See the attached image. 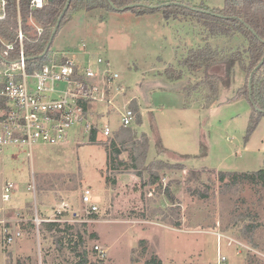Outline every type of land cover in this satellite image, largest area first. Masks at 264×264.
Masks as SVG:
<instances>
[{
	"label": "rangeland",
	"instance_id": "obj_1",
	"mask_svg": "<svg viewBox=\"0 0 264 264\" xmlns=\"http://www.w3.org/2000/svg\"><path fill=\"white\" fill-rule=\"evenodd\" d=\"M56 34L50 56L79 53L85 43L87 51L107 59L119 74L117 84L125 92L113 103L120 113L134 101L133 137L124 144L115 140L121 127L114 115L109 137L90 141L74 127L64 143L35 144L31 158L16 148L0 151V264H74L78 257L64 244V232L74 242L82 234L81 247L89 258L105 264H144L151 258L161 264H219L222 256L226 264H264V186L218 178L219 171L242 173L264 166V115L248 133L252 108L245 97L234 98L246 71L237 64L229 86L218 84L214 97L203 68L189 71L180 64L191 48L210 43L228 51L245 46L244 38H211L196 16L165 18L161 8L143 14L82 8L72 11ZM7 181L16 188L4 199L1 189ZM85 188L100 198L94 217L81 203ZM61 201L69 211L57 217ZM35 217L41 220L38 225ZM43 221L59 226L46 229ZM65 223L73 225L71 231L64 230ZM9 234L15 236L6 242Z\"/></svg>",
	"mask_w": 264,
	"mask_h": 264
},
{
	"label": "trees",
	"instance_id": "obj_2",
	"mask_svg": "<svg viewBox=\"0 0 264 264\" xmlns=\"http://www.w3.org/2000/svg\"><path fill=\"white\" fill-rule=\"evenodd\" d=\"M29 1L9 0L7 4L6 16L0 20V62L15 61L19 58V42L16 37L18 21H20L21 29L24 33L22 50L25 56L26 70L27 72H32L41 68L49 58L51 44L47 53L44 56L40 55L43 53L51 37L52 30L67 0H45V4L41 8L36 9L30 8ZM110 1L118 8L129 4L141 3V5H135L129 8L138 14L153 13L161 8L165 18H176L180 15L196 16V20L201 22L211 38L218 36L233 38L236 34L241 35L246 41L245 46L243 45L238 47V49H228L226 51L213 47L210 43H205L204 45L196 46V48H191L180 64L185 65L189 71H197L203 68L204 78L207 84L211 86L210 90L214 94V97H216L215 95L219 89L218 84L222 88L229 86L232 69L237 64L242 70L246 71L245 84L240 88L234 98L245 97L249 102L252 113L249 116L247 131L250 133L253 130L259 117L264 115V61L252 73L264 55V0H224L222 7H210L204 3L198 5L176 4L172 0H163L148 4L144 3V0H71L55 34L58 33L60 27L67 21L72 11L82 8L92 9L95 7H108L109 9H113L109 3ZM166 2H170V4H166ZM29 19H32V23L28 22ZM34 26L42 29L40 34L37 33ZM7 43H13L14 48L8 56H3V48ZM212 68L214 70L213 72L211 71ZM251 73V87L249 89L248 79ZM177 78L179 79L181 76L178 75ZM133 104L134 101H131L129 106L135 111L136 109ZM120 127V131L115 133V140L119 141L120 144H124L130 138L132 139L133 135H131L130 126ZM88 137L90 141H95L96 133L92 131ZM116 141L111 142L114 148H116ZM200 147L204 148L201 152L202 155H205L206 147L204 145H200ZM115 151L118 154L120 149L117 148ZM227 176L231 178L230 181L232 183H235L239 179H244L254 183L260 182L264 186V166L251 172H218V178L221 181ZM27 207L30 210L29 206ZM61 215L63 213L59 216ZM90 216L94 217L93 214ZM41 224L46 229L59 226L56 221H43ZM72 226V224L65 223L64 230L70 228L71 231ZM77 234L79 233L77 232ZM63 236H66L65 238L63 237L66 243L62 242L61 239H57V241L60 245H63V243L67 244V246L71 245L72 252L78 257L74 264H105L103 259L99 257L94 260L89 258L86 247H81V244L83 245L85 242L82 234L77 236L78 239L75 242L72 241L69 233L64 232ZM93 236L95 234L91 233L90 237ZM78 247L81 249L80 252L78 251ZM144 264H161V262L155 258H151Z\"/></svg>",
	"mask_w": 264,
	"mask_h": 264
},
{
	"label": "built area",
	"instance_id": "obj_3",
	"mask_svg": "<svg viewBox=\"0 0 264 264\" xmlns=\"http://www.w3.org/2000/svg\"><path fill=\"white\" fill-rule=\"evenodd\" d=\"M8 2L0 0V20L6 16ZM44 4L45 0L29 1L32 9ZM36 31L40 34L42 29L36 26ZM23 37L18 21L19 58L0 62L5 66L0 70V151L16 148L31 158L35 144L64 143L69 130L74 127H79L78 130L87 137L92 131L96 138L109 137L113 132L110 121L114 115L120 117L119 126H131L135 120L134 110L127 105L119 113L113 103L125 88L117 84L119 74L107 59L87 51L86 44L82 43L79 53L56 52L49 55L41 68L27 72ZM13 48V43L5 44L2 55L8 56ZM113 111L117 114L109 115ZM15 188V183L5 182L1 189L2 198L9 199ZM81 203L86 215L94 214L99 210L100 198L93 190L85 188ZM55 210L54 215H60L69 211V205L61 201ZM40 222L35 217L36 225ZM15 234L19 236L20 232ZM14 236H5V241L11 242ZM219 264H226L224 256L220 257Z\"/></svg>",
	"mask_w": 264,
	"mask_h": 264
},
{
	"label": "water",
	"instance_id": "obj_4",
	"mask_svg": "<svg viewBox=\"0 0 264 264\" xmlns=\"http://www.w3.org/2000/svg\"><path fill=\"white\" fill-rule=\"evenodd\" d=\"M70 1H71V0H67V1H66L65 6H64V8H63V10H62V12H61V14H60V16L58 17L57 22H56V24H55V26H54V28H53V30H52L51 37H50V39H49V41H48V43H47V45H46V47H45L43 53H42L40 56H44V55L47 53V51H48V49H49V46H50V44H51V42H52V39H53V37H54V35H55V32H56V30H57V27H58V25H59V23H60V21H61V18H62V16H63L64 12L67 10ZM109 3H110V5H111V7H112L113 9H116V10L129 9V8H132V7L135 6V5H141V3H134V4L125 5V6H123V7L118 8V7H116L111 1H110ZM175 3H176V4H179L178 2H175ZM166 4H170V2H168V3H166ZM263 61H264V55H263V57L261 58V60L259 61V63L256 65V67L253 69L252 73L256 70V68H258V67L263 63ZM252 73H251V75H250V77H249V79H248V88H249V89H250V87H251V76H252Z\"/></svg>",
	"mask_w": 264,
	"mask_h": 264
},
{
	"label": "crops",
	"instance_id": "obj_5",
	"mask_svg": "<svg viewBox=\"0 0 264 264\" xmlns=\"http://www.w3.org/2000/svg\"><path fill=\"white\" fill-rule=\"evenodd\" d=\"M204 4H206V3H204ZM207 5V4H206ZM8 204V206H10V202H8L7 203ZM0 208H2L3 210H4V207L3 206H0ZM7 208V207H6ZM3 219H6V217H2Z\"/></svg>",
	"mask_w": 264,
	"mask_h": 264
}]
</instances>
